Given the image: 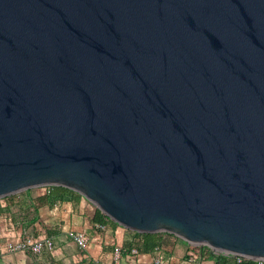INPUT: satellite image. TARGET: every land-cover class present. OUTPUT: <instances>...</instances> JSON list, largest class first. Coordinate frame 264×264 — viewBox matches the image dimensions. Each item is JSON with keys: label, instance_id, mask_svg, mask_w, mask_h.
I'll return each instance as SVG.
<instances>
[{"label": "water", "instance_id": "1", "mask_svg": "<svg viewBox=\"0 0 264 264\" xmlns=\"http://www.w3.org/2000/svg\"><path fill=\"white\" fill-rule=\"evenodd\" d=\"M46 185L264 258V0H0V198Z\"/></svg>", "mask_w": 264, "mask_h": 264}, {"label": "crops", "instance_id": "2", "mask_svg": "<svg viewBox=\"0 0 264 264\" xmlns=\"http://www.w3.org/2000/svg\"><path fill=\"white\" fill-rule=\"evenodd\" d=\"M47 190V186L30 187L15 195L0 198V204L5 202L12 204L10 215L0 214V238L15 239L23 228L33 231L36 235L53 237L55 248L52 251H43L40 255L10 253L6 252L1 241L0 264H94L96 259L109 264L114 244L125 246L132 244L134 233L114 221L108 220L104 230L94 229L92 220L94 205L83 196L78 197L76 201L67 197L63 200L56 199L52 203H39L37 199ZM17 202L22 203L23 207L16 204ZM21 208L26 209L28 217H36L32 222L33 225L35 224L34 230L32 226H25L22 222L16 221L19 217L23 219ZM71 222H77L72 230L85 228L91 236L90 243L84 251H81L70 239L69 233L72 230L67 231L66 224ZM39 226H43V232L39 231ZM163 237L166 245L163 250L169 255L171 264H177L176 261L185 253L195 250V245L178 236L163 234ZM222 255L232 260V257ZM150 256L151 252L141 253L135 258L126 259L123 264H148ZM205 263H216V261L210 256Z\"/></svg>", "mask_w": 264, "mask_h": 264}, {"label": "built area", "instance_id": "3", "mask_svg": "<svg viewBox=\"0 0 264 264\" xmlns=\"http://www.w3.org/2000/svg\"><path fill=\"white\" fill-rule=\"evenodd\" d=\"M94 229L104 230L106 225L101 222H94ZM20 235L13 238H0L3 241L6 252H24L31 255H40L43 251H52L55 248V241L53 237L49 235H36L33 231L28 229H21ZM70 239L75 245L84 251L89 245L91 236L87 229L80 228L72 230L69 233ZM195 250H191L185 253L176 262L177 264H216V263H205V260L211 256V253H222L226 256L232 257L233 260L239 262L243 259H252L245 255L227 253L211 248L205 244H193ZM142 252L139 251L137 241L130 246L123 244H114L111 252V260L109 264H123L126 259H132L140 255ZM212 257V256H211ZM257 264H264V258L253 259ZM94 264H105L100 259H96ZM148 264H171L169 255L164 252L160 247H154L151 251L150 261Z\"/></svg>", "mask_w": 264, "mask_h": 264}, {"label": "trees", "instance_id": "4", "mask_svg": "<svg viewBox=\"0 0 264 264\" xmlns=\"http://www.w3.org/2000/svg\"><path fill=\"white\" fill-rule=\"evenodd\" d=\"M16 193L9 194L1 198H6L11 195H15ZM80 196H83V195L66 186L50 185L48 187V190L37 200L39 203H46V202L52 203L56 199L63 200L68 197L76 201L78 197ZM16 204L23 207L22 203L20 202L19 203L17 202ZM11 211H12L11 203L5 202L4 204H0V214L4 213L7 215H10ZM92 220L94 222H101L104 224H107L108 220L113 221L106 214H104L98 207H96L94 210ZM129 230H131L134 233L132 244L137 241L138 249L142 253H149L156 246L164 249L166 245H165L163 234H170V235L176 236L175 234L167 232V231L139 232V231L132 230V229H129ZM211 256L215 258L216 264H257V262L253 259H243L242 261H239V262L233 259L230 260L224 257L222 253H211Z\"/></svg>", "mask_w": 264, "mask_h": 264}, {"label": "rangeland", "instance_id": "5", "mask_svg": "<svg viewBox=\"0 0 264 264\" xmlns=\"http://www.w3.org/2000/svg\"><path fill=\"white\" fill-rule=\"evenodd\" d=\"M47 187H49L50 185H46ZM92 203V202H91ZM93 204V203H92ZM94 205V209L97 207L95 204H93ZM16 210L18 211V209L16 208ZM16 210H14V211H16ZM20 210H22L21 211V214L23 215V219H20V217L19 218H17L16 219V221H19V222H22L25 226H29V227H33V229L32 230H34V227H35V224L33 225L32 224V222H33V218H36L35 216H31V217H28V212H26V209H20ZM19 210V211H20ZM26 216V217H25ZM75 225H77V222H71V223H67L66 224V227H67V231H70V230H72V228H74L75 227ZM40 228H39V231H41V232H43L42 231V229H44L43 228V226H39ZM45 233H47V231L45 232Z\"/></svg>", "mask_w": 264, "mask_h": 264}]
</instances>
